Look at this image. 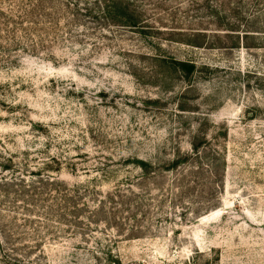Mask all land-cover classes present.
Segmentation results:
<instances>
[{
  "label": "rangeland",
  "instance_id": "obj_1",
  "mask_svg": "<svg viewBox=\"0 0 264 264\" xmlns=\"http://www.w3.org/2000/svg\"><path fill=\"white\" fill-rule=\"evenodd\" d=\"M127 2L0 0V264H264V1Z\"/></svg>",
  "mask_w": 264,
  "mask_h": 264
},
{
  "label": "trees",
  "instance_id": "obj_2",
  "mask_svg": "<svg viewBox=\"0 0 264 264\" xmlns=\"http://www.w3.org/2000/svg\"><path fill=\"white\" fill-rule=\"evenodd\" d=\"M264 1V0H262ZM93 2L96 5L97 11L99 12L100 15H102L103 20L105 21V24L109 27H115V26H126V27H130L133 29H138L140 27H148V26H144L145 24H147L145 21H143L144 19L142 18L143 14L141 12L135 11L133 9H131L130 4L127 2V0H93ZM96 12V10H95ZM127 18V19H126ZM145 23V24H144ZM225 31H228L232 34H236V33H240V30L237 29V27H234L231 23L227 24V27L225 29ZM245 36L249 37L252 36V34L254 33H258L261 35H264V31H244ZM194 36L198 37V38H206V34L207 32L201 29H196L194 31ZM264 37V36H263ZM195 47H198L199 45H194ZM173 65L176 66L178 65V67L185 72L188 75H192L197 67L195 64H191V63H186V62H179V61H172ZM193 154H195V156L200 155V151L198 147H193ZM2 154V153H1ZM192 154V155H193ZM0 158L3 161H6V163L12 164L14 161L13 159H11L12 157L10 156V158L6 159V158H2V156H0ZM189 158V156H186L185 158H178V159H173L170 162L169 168L171 170H175L176 168H178L179 166H181V164H184L185 162H187V159ZM138 167H140V169L143 171L146 170V167L148 166V164L141 159H137L136 160ZM3 169L4 173H6L9 169L8 165H3L0 162V170ZM44 176H41V178H43ZM4 185L9 186L10 182L9 180L5 179V181H1ZM44 184L47 185L48 180L45 179L42 181ZM45 195V194H43ZM41 195V196H43ZM45 197V196H44ZM43 198V197H41ZM41 200V199H40ZM34 202L33 205H35L36 200H32ZM110 263L109 264H123L122 261L118 258H115V256L113 255L112 252L108 253V259H107Z\"/></svg>",
  "mask_w": 264,
  "mask_h": 264
}]
</instances>
